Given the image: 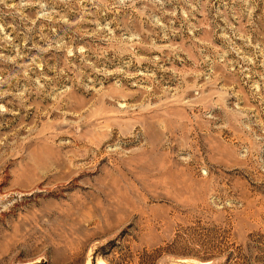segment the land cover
<instances>
[{
  "label": "rangeland",
  "instance_id": "obj_1",
  "mask_svg": "<svg viewBox=\"0 0 264 264\" xmlns=\"http://www.w3.org/2000/svg\"><path fill=\"white\" fill-rule=\"evenodd\" d=\"M0 264H264V0H0Z\"/></svg>",
  "mask_w": 264,
  "mask_h": 264
}]
</instances>
